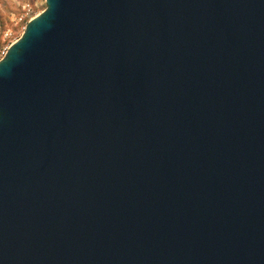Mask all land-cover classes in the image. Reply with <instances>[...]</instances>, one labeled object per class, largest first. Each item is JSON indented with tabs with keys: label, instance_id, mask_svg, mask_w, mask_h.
Returning a JSON list of instances; mask_svg holds the SVG:
<instances>
[{
	"label": "water",
	"instance_id": "95a60500",
	"mask_svg": "<svg viewBox=\"0 0 264 264\" xmlns=\"http://www.w3.org/2000/svg\"><path fill=\"white\" fill-rule=\"evenodd\" d=\"M0 60V264H264V0H45Z\"/></svg>",
	"mask_w": 264,
	"mask_h": 264
},
{
	"label": "rangeland",
	"instance_id": "374dc122",
	"mask_svg": "<svg viewBox=\"0 0 264 264\" xmlns=\"http://www.w3.org/2000/svg\"><path fill=\"white\" fill-rule=\"evenodd\" d=\"M30 11H27V5ZM46 8L45 0H0V60L31 18Z\"/></svg>",
	"mask_w": 264,
	"mask_h": 264
},
{
	"label": "built area",
	"instance_id": "2783aa9c",
	"mask_svg": "<svg viewBox=\"0 0 264 264\" xmlns=\"http://www.w3.org/2000/svg\"><path fill=\"white\" fill-rule=\"evenodd\" d=\"M30 10H31V9H30V5L28 4V5H27V11H30ZM31 19H32V18H31ZM31 19H30V20H31ZM4 55H5V53L3 54V56H4ZM2 58H3V57H2Z\"/></svg>",
	"mask_w": 264,
	"mask_h": 264
}]
</instances>
